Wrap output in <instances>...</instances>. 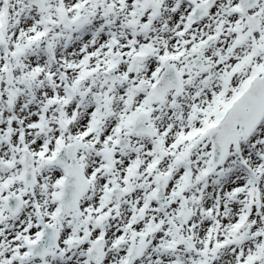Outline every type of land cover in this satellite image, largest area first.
<instances>
[{"label":"snow or ice","instance_id":"snow-or-ice-1","mask_svg":"<svg viewBox=\"0 0 264 264\" xmlns=\"http://www.w3.org/2000/svg\"><path fill=\"white\" fill-rule=\"evenodd\" d=\"M0 264H264V0H0Z\"/></svg>","mask_w":264,"mask_h":264}]
</instances>
